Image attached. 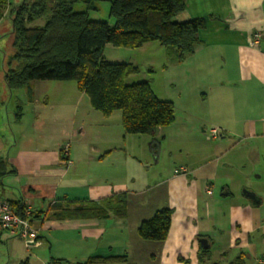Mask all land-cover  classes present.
<instances>
[{
    "label": "crops",
    "instance_id": "0c3cea01",
    "mask_svg": "<svg viewBox=\"0 0 264 264\" xmlns=\"http://www.w3.org/2000/svg\"><path fill=\"white\" fill-rule=\"evenodd\" d=\"M184 1L185 10L179 20L206 19V26L199 32L200 43L182 62L174 61L164 50L165 63L174 65L168 71L174 70L178 86L169 79L168 87L159 95L153 83L150 85L160 99L174 104V114L176 99L187 104L193 99L208 101L209 113L215 118L211 124L219 129L211 149L198 154L199 163L191 159L177 161L164 176L147 181L131 169L144 166L142 162L148 158L158 162L165 140L163 127L167 126L158 127L153 135L133 138L135 135L124 134L117 111L104 117L89 102L81 106L83 92L77 87L78 94L58 84L65 91L61 98L41 101L29 84L30 103L35 104L28 119L17 105L12 126V111L6 105L0 109V157L15 169V173L2 178L0 197L18 201L29 212H43L56 200L98 203L120 196L125 215L74 218L43 214L31 223L38 235L36 244L27 246L6 233L3 239L7 257H2L7 258L6 264L24 259L29 264H54V259H62L63 264H81L90 257L119 256L125 261L97 264H198L201 238L210 245V258L214 255L229 261L242 252L246 264L247 257H253L246 252H257L258 244L257 254L261 255L254 256V262L264 264V191L252 192L255 200L236 196L233 184L223 177L219 183L217 174L222 167L226 169L220 170V175L226 177L230 172V159L220 161L233 145L242 142L232 141L234 138L264 141V0ZM255 34L260 35L256 43ZM156 45L146 42L135 49L144 53L156 50ZM131 64L139 71L138 64ZM242 81L250 82L243 91L245 98L249 97L253 116L237 120L230 113V102ZM2 95L6 100V93ZM243 120L246 124L238 126ZM261 151L264 157V147ZM180 166L186 168L185 174L174 172ZM162 207L172 209L166 239H141L137 234L139 223ZM2 234L0 231V240Z\"/></svg>",
    "mask_w": 264,
    "mask_h": 264
},
{
    "label": "trees",
    "instance_id": "16d2710c",
    "mask_svg": "<svg viewBox=\"0 0 264 264\" xmlns=\"http://www.w3.org/2000/svg\"><path fill=\"white\" fill-rule=\"evenodd\" d=\"M108 1L112 24L89 18L88 10L95 7L93 0H84L87 7L81 11L74 9L76 0H22L12 7L10 0H0V20L8 9L12 23L11 52L3 61L4 82L10 91L27 87L31 98L28 86L31 82L73 81L78 90L87 95L91 107L104 117L120 112L125 135H153L158 127L174 121V104L160 99L148 80L127 83L126 78L137 73L138 68L131 63L105 60L103 48L111 44L135 49L146 42H156L174 61L182 62L200 43L199 32L206 26V19H177L185 10L184 0ZM36 19H42L43 23L28 26ZM13 173L14 167L0 157V185L3 177ZM9 204L15 214L23 217L25 205L18 201ZM124 207L120 196L98 203L56 200L43 212L30 211L28 220L32 223L43 214L74 218L122 217ZM171 215L169 207L156 210L139 223L138 236L163 242L168 235ZM209 250H198V264H208ZM121 261H125L122 256L90 257L81 264ZM52 262L63 264L62 259ZM18 264H29V261L24 259ZM226 264H246L244 254L240 252Z\"/></svg>",
    "mask_w": 264,
    "mask_h": 264
},
{
    "label": "rangeland",
    "instance_id": "374dc122",
    "mask_svg": "<svg viewBox=\"0 0 264 264\" xmlns=\"http://www.w3.org/2000/svg\"><path fill=\"white\" fill-rule=\"evenodd\" d=\"M22 0H10V7L20 3ZM84 0H76L74 3V9L81 11L85 10L87 4L83 2ZM94 9H89V18L95 21H108L109 24H112V19L108 15L110 2L108 0H93ZM180 18V15L177 19ZM43 23L42 19H36L33 22L28 23V26L41 25ZM11 15L9 14L8 9L4 13V16L0 20V109L5 105L8 106V109L12 112L10 113V125H14L12 121L14 114H17L16 106H21V112L24 117L27 119L31 116L32 105L35 103H30V99L28 97V89L26 87L14 89L12 91H8V89L4 85L3 81V61L4 58L11 52L10 42H11ZM155 46V45H153ZM156 50L147 49L144 53L137 51L136 49L125 48V47H115L111 44H107L104 46L102 51V56L105 60L109 62H119V63H136L138 64L139 71L137 73L131 74L126 78L127 83L137 82L148 80L153 83L154 89L157 90L159 95H162L166 87H168L169 79L174 81L176 85H179V80L173 78L174 70L168 68L174 67V65H169L167 62L165 63L164 57V47H159ZM154 48V47H153ZM166 64V67L164 66ZM233 79H237V76H234ZM240 79V78H239ZM240 81V80H239ZM239 92H236V96H234V100L230 102L231 105V114L236 116L237 120L246 119L248 117H252L253 114L250 112L252 106L247 101L249 99L244 96V85H250V82H239ZM68 86L69 88H73L76 94L78 91L76 90V84L73 81H55V80H44V81H34L31 82L30 85L34 89L35 96L39 98V100L43 101L45 98L53 101L55 99L61 98V95L65 93L64 90H61L62 85ZM187 86L189 84L188 80L186 82ZM67 87V88H68ZM244 90V91H243ZM8 91V92H7ZM70 92V89H68ZM6 93V100L4 99V95ZM67 93V91H66ZM68 95V94H67ZM238 96V97H237ZM82 102L87 104L89 102L86 94H82ZM19 103L18 104V102ZM120 113L119 111H117ZM189 114L190 116H187ZM202 120V121H201ZM215 118L211 116L209 113L208 101L206 100H188L187 102H182L179 99L175 100V121L170 127H163L165 140L162 141L161 145V154L159 156L158 162L157 159H149L147 161L143 160V165L131 169L133 173H135L139 178L145 177L147 181H154L164 176L167 171H169L172 166L177 161H186L191 159V161L195 163H199L198 154L201 153L202 150H206V148L211 149V143L216 139H212L209 135L210 128L214 127L217 130L218 127L215 124H211ZM245 125V120L243 123H239L238 126ZM22 126H26V123H21ZM194 129L192 134H189L188 131L190 129ZM133 138H144L142 135H135ZM219 138V137H218ZM207 139V140H205ZM152 140V139H150ZM158 140H160L158 138ZM155 140V142H158ZM234 142H241L237 145H233L232 149L228 152L226 157H223L220 161V164L223 163V160L230 159L228 166L230 172L226 177L220 175V170L226 169V167L220 168L217 174L220 176V181H223V178H226V181L233 184L232 191H234L236 196H243V190H249L251 192L259 193L264 191V157L261 155V148L264 147L263 139L258 138H248V139H238L234 138L232 140ZM210 142V143H209ZM158 148V145H157ZM209 149V150H210ZM204 152V151H203ZM206 152H208L206 150ZM147 158V156H145ZM196 160V161H195ZM134 161H132L133 163ZM187 162V161H186ZM145 163V164H144ZM194 163V164H195ZM177 165V164H176ZM222 165H220L221 167ZM145 168V169H144ZM208 169V168H207ZM205 171V169L203 170ZM243 174L247 175L245 177ZM153 175V176H151ZM241 175V176H240ZM223 177V178H222ZM151 178V179H150ZM244 183V184H243ZM160 192V189H158ZM219 191V190H218ZM218 193V192H217ZM155 194H158L157 192ZM207 197H203V200L206 201ZM2 238L0 240V264H6V260L2 259L3 255H6V248L4 245L3 238L6 237V231H2ZM256 244V241H253ZM258 244H257V252H258ZM264 250V248H263ZM252 249L249 252L253 257H247L248 264H257L254 262V256L261 255L257 254ZM216 253V252H214ZM262 253V252H261ZM7 257V255H6ZM231 255H229L230 259ZM228 258L216 259L211 257L208 261V264L217 263V264H226Z\"/></svg>",
    "mask_w": 264,
    "mask_h": 264
},
{
    "label": "built area",
    "instance_id": "2783aa9c",
    "mask_svg": "<svg viewBox=\"0 0 264 264\" xmlns=\"http://www.w3.org/2000/svg\"><path fill=\"white\" fill-rule=\"evenodd\" d=\"M260 35L255 34L254 43H256L259 39ZM209 135L214 138L218 135V130L216 128H211L209 130ZM66 151V149H64ZM66 164L69 165L70 161L67 160ZM186 168L184 166H180L175 169V173L185 174ZM206 191L209 193V188L206 187ZM29 210L26 209L23 217L15 214L10 207V204L7 200H4L0 197V231H6L10 235L15 236L22 240L25 245H31L37 243V231L31 225L28 220Z\"/></svg>",
    "mask_w": 264,
    "mask_h": 264
},
{
    "label": "water",
    "instance_id": "95a60500",
    "mask_svg": "<svg viewBox=\"0 0 264 264\" xmlns=\"http://www.w3.org/2000/svg\"><path fill=\"white\" fill-rule=\"evenodd\" d=\"M243 195L249 199L255 200L256 196L254 193L248 191V190H243ZM200 243L203 249H208L209 248V243L207 242L206 238H201Z\"/></svg>",
    "mask_w": 264,
    "mask_h": 264
}]
</instances>
